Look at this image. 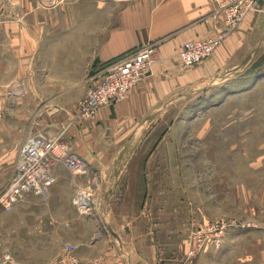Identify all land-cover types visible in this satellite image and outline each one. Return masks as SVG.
Returning a JSON list of instances; mask_svg holds the SVG:
<instances>
[{
    "label": "crops",
    "instance_id": "crops-1",
    "mask_svg": "<svg viewBox=\"0 0 264 264\" xmlns=\"http://www.w3.org/2000/svg\"><path fill=\"white\" fill-rule=\"evenodd\" d=\"M51 5L47 10L38 0H0V90L10 105L5 114L16 119L15 125L0 121L1 173L8 184L20 147L31 135H61L89 173L72 176L58 162L46 194L25 195L24 209L39 214L30 235L44 246L50 239L54 253L74 244L83 261L102 256L105 264H143L146 258L128 240L134 223L124 214L139 212L128 198L139 197L143 204L151 194L144 182L158 174L159 162H152V155L137 156L138 150L159 146L152 135L177 102L191 101L255 61L264 47V0L259 12L227 29L211 57L193 66L178 57L183 44L226 30L211 0H55ZM113 5L118 7L114 23ZM146 46L153 48L152 73L94 119L75 120L86 88L103 70ZM90 181L96 186L97 215L80 217L72 200L76 188ZM52 254L45 252L42 259Z\"/></svg>",
    "mask_w": 264,
    "mask_h": 264
},
{
    "label": "rangeland",
    "instance_id": "rangeland-1",
    "mask_svg": "<svg viewBox=\"0 0 264 264\" xmlns=\"http://www.w3.org/2000/svg\"><path fill=\"white\" fill-rule=\"evenodd\" d=\"M38 1L47 10L55 2ZM117 11L113 5V23ZM259 52L230 80L177 102L152 135L159 146L137 149V156L159 162L158 174L144 182L151 194L143 204L128 198L139 212L124 214L134 223L128 240L146 258L143 264H264V47ZM1 120L16 124L5 111ZM7 176L0 170V192ZM84 189L91 210L73 207L90 218L97 215L96 186L90 181ZM38 216L27 213L23 201L10 211L0 206V260L9 254L14 264H49L60 253L50 239L44 246L30 235ZM45 252H53L50 259H42Z\"/></svg>",
    "mask_w": 264,
    "mask_h": 264
},
{
    "label": "built area",
    "instance_id": "built-area-1",
    "mask_svg": "<svg viewBox=\"0 0 264 264\" xmlns=\"http://www.w3.org/2000/svg\"><path fill=\"white\" fill-rule=\"evenodd\" d=\"M211 1L215 14L223 16L226 30L214 38L186 41L178 53L184 66H193L211 57L225 38L226 32L237 27L248 14L259 12L263 0ZM155 63L153 48L150 46L130 52L111 62L103 70L101 79L86 88L83 98L78 103L74 119L92 120L101 108L124 100L138 82L152 73ZM4 111L5 105L0 90V120ZM58 162H63L73 175H83L88 171L85 161L70 149L61 135L36 134L28 138L19 150L7 186L0 192V206L3 210H12L14 205L23 201L27 193L45 195L55 181L53 168ZM73 204L81 213L87 214L92 208L88 190L77 188ZM76 250L74 244H65L49 264H105L102 256L88 261L80 260ZM0 264L14 263L11 256L6 254L0 260Z\"/></svg>",
    "mask_w": 264,
    "mask_h": 264
}]
</instances>
